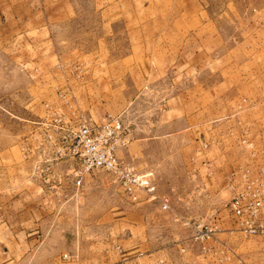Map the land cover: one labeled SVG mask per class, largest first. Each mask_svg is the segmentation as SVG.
<instances>
[{"label":"rangeland","instance_id":"1","mask_svg":"<svg viewBox=\"0 0 264 264\" xmlns=\"http://www.w3.org/2000/svg\"><path fill=\"white\" fill-rule=\"evenodd\" d=\"M14 1L23 5L30 0ZM68 1L75 5L70 17L40 29L24 32L22 26L16 25L14 30L13 25L0 19V223L12 221L13 215L6 205L12 202L14 193L46 196L52 209L43 217V232L35 236L40 240L38 246L11 259L5 251L8 241L0 243V264H74L75 261L85 264L87 261L80 260L79 256L87 253L92 258L88 264H107L103 254L111 252L117 258L122 245L139 242L142 251H154L169 260L172 256L174 260L184 259L192 264H236L235 260L238 264H264V237L230 231L226 220L229 190L220 185L216 189L209 183L205 188L196 181L201 173L188 171L187 137L171 135L167 139L143 135L148 137L146 154L156 167V176L153 172L156 191L165 197L166 208H160L159 201L135 206L103 169L74 174V169H78L74 158L51 159L49 154L38 157L35 152L31 159L24 158L21 151L24 138L34 126L32 121L45 111L43 102L57 105L59 108L55 109L65 113L74 109L83 114L82 108L92 102L103 113L116 112L121 117L123 112L119 111L126 108L125 104L132 98L126 112L129 121L125 123L130 139L136 138V131L147 134L150 128L146 126L154 125L151 122L156 113L167 106V98L182 86L186 76L195 74L176 77L170 70L173 64L179 63L172 62L173 54L182 51L191 41L195 48L198 41L184 37L183 19L188 11L194 13L199 9L185 10L184 3L205 7L199 12V21L202 16L216 19L213 29L217 31V40H202L204 54L196 66L209 68V74L227 65L255 67V77H259L257 81L264 98V68L257 70L264 67V0ZM108 16L113 23L104 25L103 19ZM206 26L212 30V25ZM195 27H199L198 23ZM23 35L39 38L29 41L28 37L22 38ZM40 35H45V39ZM36 67L49 70L54 67L61 73L79 71V75L84 74L83 81L71 83L70 91L67 90L69 96L64 93L58 98L51 86L55 82L42 83ZM228 73L220 72V76ZM63 100L67 102L62 103ZM242 100L247 104L238 109L257 101L251 97ZM263 107L264 104L257 105L252 112L261 116ZM235 110H228L227 117L231 114L233 119L230 118L226 128V144L253 143L245 131L252 125L251 130H260L264 119L261 116L259 125H247L243 116L237 119ZM232 120L234 123L230 124ZM256 138L257 146H264L263 137ZM36 143L37 139L27 141L31 146ZM166 143H170V153H167L170 157L163 158L164 152H152L156 145ZM117 155L123 157L120 153ZM35 159L48 162V174L56 182L41 181L33 171ZM139 207L149 223L146 229L140 231L133 226L112 223L120 210H130L134 216ZM195 221L219 227L218 241H209L208 250L201 249L199 243L190 238V226ZM105 242L111 245L107 246L108 252L97 246ZM177 245L185 246L184 251L179 252ZM62 253L67 256L62 257ZM125 260L133 264L129 258L119 261Z\"/></svg>","mask_w":264,"mask_h":264},{"label":"crops","instance_id":"2","mask_svg":"<svg viewBox=\"0 0 264 264\" xmlns=\"http://www.w3.org/2000/svg\"><path fill=\"white\" fill-rule=\"evenodd\" d=\"M1 1L0 19L2 22L13 25L12 29L14 30H16V25L22 26L21 28L25 29L24 32L31 29H40L44 26L47 27L51 23H58L69 18L75 6L68 0H30L29 3L24 2L23 5H17L14 0ZM118 4L120 5L119 1ZM182 6L185 10L192 8L199 9V11L194 10V13L188 11V14L184 16L183 19V26L184 29H186L184 37L189 41H191L192 38L198 41L195 48H192L191 41L188 42V45L184 46L182 51L177 50V52L173 54L174 58L172 62L179 63L173 64L170 70H172L173 75H176V77L189 75L191 72H195V74L186 76V81L182 83V86L178 87L173 91V94L167 98V106L158 111L155 115L154 122H151L154 125L151 127L146 126L150 128L148 129L149 132H147L148 130L146 131L147 134L136 131V138L131 141L132 137L125 146L120 147L116 151L117 154H122L124 158H121L131 164L136 171L148 173L150 183L153 186V189L149 191L138 189L133 198L125 194L127 200L135 203V206L140 205V207H142L147 202L159 201L160 208H162L161 203L165 202V197L156 191V182L153 173L155 172L156 176V171L154 169L156 167L155 164L152 163L153 159L150 160L149 156L146 154L149 148V145L146 143L148 137L143 135H151V137L164 136L167 139L170 138L171 135L187 137V152H189L187 159L188 163H190L188 171H197V174L199 171L201 175L198 178L199 180L196 181L204 185L205 188H207V184L209 183L214 184L216 189L219 185L227 189V182L230 179L231 173L237 172L242 166L260 162L263 159L260 150H264V146L262 144V146H257L258 139L256 137H263L264 139V127L260 130L250 129V127H254L252 125L253 123L259 125L258 122L261 120V116L262 119H264V110L262 114L260 113L261 116L256 115L259 113L254 114L252 112L254 107L264 104V98L261 96L262 93L259 89L260 85L257 81L259 77H255V67H238L234 65L229 67V65H227L225 67H220L221 69L214 68L215 70L209 74V68L196 66V64L200 63L202 55L204 54L201 45L202 40H217V31L215 28L213 29V26L216 24V19H212L210 16H202L199 21L198 17L201 16L199 12L205 7H195L193 3H184ZM103 7L106 9L107 5ZM118 8L120 9V6H118ZM70 11L72 12L71 14H69ZM108 12L106 11V13ZM196 12L198 13L196 14ZM105 18L106 20L103 19L104 25L113 23L109 22V16ZM120 20L121 18L119 21ZM197 23L199 27H195ZM206 25H212V30L206 29ZM178 30L180 31L181 29ZM103 34H106V32ZM40 36L44 39L46 37L45 35ZM27 37L29 41H34L35 38H39L38 36H22V38ZM263 68L264 67H259L257 70L260 71ZM35 72L39 74L38 77L42 83L51 82L53 80L55 83L52 85L48 83L52 87L54 86L53 91L60 94L65 93L68 96L69 93H67V90L70 84L80 79L83 81L84 77V74L79 75V71H75L76 73H61L54 67L51 68V70L36 67ZM220 72L229 73L227 76H220ZM244 97H251L252 99H257V101L253 102V105L249 107L238 109L240 105L247 104L246 101L242 100ZM131 99L125 104L127 109L122 107L119 111L120 113L123 112L121 119L124 123L129 121L127 119L129 117L127 113ZM215 105H217V107ZM226 105H228L227 109H223ZM82 109V111L85 112L84 114L95 122L104 114L103 110L97 108L92 102L88 107ZM228 110H235L234 113H236L237 119L243 116L247 125H252L248 126L249 130H246L245 133L253 143L248 142L247 144L245 143L246 145L237 144L236 146L226 144L224 136L227 135L226 128L229 126L230 118H232L231 114L227 117L229 113ZM233 123L234 120H232L230 124ZM231 129L233 130L232 127ZM151 150L152 152L156 150L166 153L163 158L170 157L167 154L170 153V143L156 145ZM51 179L50 181L56 182L52 177ZM46 199V196H37L31 193H14L11 197L12 202L6 205L10 211L9 213L13 215V222L11 219H8V221L2 220L0 223V240H3L0 243L5 244V241H8L9 246H6L7 248L5 251L11 256V259H16L17 256L24 254L26 251L29 252L33 247L38 246L37 243H39L40 240H38V238L36 239L35 236L38 237L39 233L43 232L41 228V225H43L42 222L44 223L43 217L47 216L52 210ZM140 207L138 208L139 210L135 212L134 216L130 210L122 212L120 210L119 213H117L118 216H116L118 218L112 219V223L124 227L133 226L140 231L144 230V228L146 229L149 223L146 222V214ZM226 220L228 225H233L235 223V217L228 214V212L226 213ZM11 223H13L12 226ZM98 244L97 246L102 247L103 250L108 252V242L102 245ZM141 245L142 243L140 242L139 244L136 243L130 246L122 245V250L118 247V250L121 252L118 254L117 258L112 256L111 252H109L108 255L106 253L102 256L103 259L108 262L107 264H127L126 260L124 262L119 261L125 258H129L133 264H192L190 261H185L184 259L174 260L172 256H170L169 260L160 254L156 255L154 251L144 252L145 250L142 251ZM177 246L179 252L180 247H183L184 251L185 246ZM262 248L264 249V244ZM131 249H134V251ZM126 252H129L127 256L125 254ZM88 254L89 253L79 256L80 260L87 261L85 264H88L89 260L92 261V258L89 257ZM140 260L141 262H138ZM74 264L79 263L75 261Z\"/></svg>","mask_w":264,"mask_h":264},{"label":"built area","instance_id":"3","mask_svg":"<svg viewBox=\"0 0 264 264\" xmlns=\"http://www.w3.org/2000/svg\"><path fill=\"white\" fill-rule=\"evenodd\" d=\"M57 97H63L56 93ZM67 102L63 100L62 103ZM45 111L33 120L34 126L21 144L23 157L47 156L51 159L64 157L77 161V171L103 169L111 176L124 194L133 198L138 189L152 190L148 173H140L116 154L117 149L130 140L127 125L118 114L104 113L93 121L89 116L72 109L69 112L56 110L52 103L43 102ZM58 107V106H57ZM59 108V107H58ZM37 139L35 146L27 144L28 139ZM263 159L247 164L231 173L227 182L229 198L226 202L228 214L235 217L230 231L244 235L264 237V150H260ZM33 171L38 173L42 182H49L48 162L32 161ZM77 181V180H76ZM166 208V202L161 203ZM190 238L197 241L203 250L209 249V241L217 240L219 227L216 224L193 222ZM223 247V245H221ZM183 251V247H180ZM62 253V257H66ZM227 258H229L227 256ZM234 263L238 264V260Z\"/></svg>","mask_w":264,"mask_h":264}]
</instances>
